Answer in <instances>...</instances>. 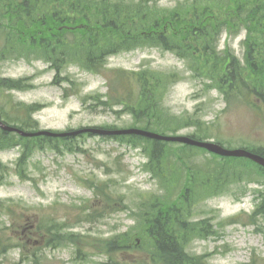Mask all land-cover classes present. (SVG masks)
Masks as SVG:
<instances>
[{"label":"rangeland","instance_id":"1","mask_svg":"<svg viewBox=\"0 0 264 264\" xmlns=\"http://www.w3.org/2000/svg\"><path fill=\"white\" fill-rule=\"evenodd\" d=\"M177 1L162 0L157 8H172ZM3 29L0 26V54H6L0 57V77L27 87L1 91L0 107L9 98L22 107L36 105L40 110L31 116V131L140 127L114 100L104 105V98L113 86L118 97L128 89L134 95L137 91L133 79L117 77L115 84L110 83L115 72L150 71L154 78L174 74L179 80L161 95L158 128L164 133L179 128L166 135H195L231 149L264 151V100L226 99L207 80L210 58H197L193 65L161 48L142 46L109 57L99 75L77 65L67 67L59 77L70 83L66 85L56 83L41 49L35 51L31 45L10 49ZM245 38V31L235 35L224 31L216 49L243 61ZM258 54L264 57V48ZM193 56L198 57L197 52ZM194 68L203 77H196ZM255 86L264 92V77L257 78ZM4 111L14 120L9 107ZM184 122L195 125L179 127ZM68 145L72 149L62 148L60 153L34 149L24 163L18 162L21 148L6 145L0 150V264H100L107 258L164 264L146 227L147 201L155 199L179 211L188 228L184 248L188 257L201 259V264H264V215L253 216L264 202V173L252 164L237 161L238 174L222 178L219 192L211 196L208 173L229 161L170 144L163 161L147 167L140 148L116 139L82 136Z\"/></svg>","mask_w":264,"mask_h":264},{"label":"trees","instance_id":"2","mask_svg":"<svg viewBox=\"0 0 264 264\" xmlns=\"http://www.w3.org/2000/svg\"><path fill=\"white\" fill-rule=\"evenodd\" d=\"M160 1L162 0H0V26L4 27L10 49L18 50L22 46L24 50L28 45H31L30 49H41L39 53L55 71L56 83L70 84L59 78L69 65H77L84 71L100 74L110 56L142 46H154L188 60L193 65L197 58L200 61L210 58L212 72L207 80L226 99L256 96L264 100V92L255 86L257 78L264 77V57L258 54L264 48V0H179L166 10L157 8ZM224 31L232 35L245 31V65H241L230 52L217 51L215 44H218ZM195 52L198 57L193 56ZM5 54L2 51L0 57ZM192 71L196 77H203L199 70L194 68ZM115 74L117 76L110 83L115 84L117 77L128 82L133 79L137 84V91L134 95L128 89V93L118 97V89L113 86L105 94L104 105L108 99L114 100L145 130L165 134L166 131L174 133L179 129H166L164 133L157 126H162L159 110L161 95L167 91L168 86L179 81L176 75L168 74L160 79L149 76L150 71L137 74L118 71ZM26 87L19 80L0 77V93L3 90L21 91ZM97 102L103 104L98 98ZM6 104L13 112L11 117L14 120H10L0 107V114L5 122L25 131L34 128L31 116L38 111L36 106L22 107L20 104H13L10 99ZM184 123V126L179 127L195 125L191 122ZM84 135L89 136L83 134L79 137ZM190 136L197 140L203 139L201 136ZM117 139L139 147L147 157V167H156L161 163L166 147L169 146L168 143L139 136H120ZM72 140L71 136L62 139L21 138L16 134L0 131V150L6 145L21 148L18 162L24 163L34 149L48 148L60 153L59 149H72L68 145ZM254 152L264 156L261 149ZM233 162L220 163L208 173L213 186L211 196L219 192L222 178L226 180L229 173L238 174L235 164L237 161ZM158 202L159 199L147 201L150 217L146 222L147 233L157 256L164 264H201V259H192L184 252L188 228L178 217L179 211L171 204L161 202L159 205ZM254 215H264V202ZM177 229L181 232H177ZM205 229L207 228L203 231ZM100 264L127 263L107 258Z\"/></svg>","mask_w":264,"mask_h":264},{"label":"water","instance_id":"3","mask_svg":"<svg viewBox=\"0 0 264 264\" xmlns=\"http://www.w3.org/2000/svg\"><path fill=\"white\" fill-rule=\"evenodd\" d=\"M0 129L4 132H15L22 137H35V136L63 137V136H65V134L52 133V132H48V131H40L37 133H24V132L19 131L18 129L4 125L1 121H0ZM84 131L92 132V133H96V134H100V135H104V134H107V135H131V134H133V135H139V136H143V137L153 139V140H158V141L177 142V143H181V144L205 149L206 151H208L212 154L221 156V157L246 158V159L251 160L252 162H254L255 164L259 165L260 167H262L264 169V158L257 155V154L250 153V152H247V151L242 150V149L230 151V150H226V149L222 148L218 144L209 143V142H199V141L193 140V139L188 138V137L160 136V135H157L154 133H150V132L142 131V130H137V129L120 130V131H116V132H105L102 130H93V129L84 130Z\"/></svg>","mask_w":264,"mask_h":264}]
</instances>
